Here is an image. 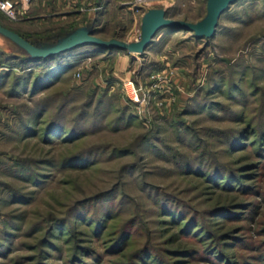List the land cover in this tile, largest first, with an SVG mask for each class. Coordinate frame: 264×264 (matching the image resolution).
<instances>
[{
  "label": "rangeland",
  "instance_id": "374dc122",
  "mask_svg": "<svg viewBox=\"0 0 264 264\" xmlns=\"http://www.w3.org/2000/svg\"><path fill=\"white\" fill-rule=\"evenodd\" d=\"M117 1L104 41H139L153 9L207 13ZM58 12L36 0L0 25L32 38L78 22ZM21 56L0 37V264H264V0L231 6L210 40L167 28L143 55L81 48L35 92L29 75L57 62Z\"/></svg>",
  "mask_w": 264,
  "mask_h": 264
},
{
  "label": "water",
  "instance_id": "95a60500",
  "mask_svg": "<svg viewBox=\"0 0 264 264\" xmlns=\"http://www.w3.org/2000/svg\"><path fill=\"white\" fill-rule=\"evenodd\" d=\"M238 0H207V13L203 20L193 24L174 21L167 17V10L153 9L145 13L141 25L140 40L126 43L119 40L104 41L97 37L94 25L78 28L57 41L42 46H34L24 38L0 26V37L4 38L18 51L32 59H46L82 46H98L119 50L130 54L143 55L151 46L157 33L166 28L192 33L197 39H213L217 33L223 14Z\"/></svg>",
  "mask_w": 264,
  "mask_h": 264
},
{
  "label": "trees",
  "instance_id": "16d2710c",
  "mask_svg": "<svg viewBox=\"0 0 264 264\" xmlns=\"http://www.w3.org/2000/svg\"><path fill=\"white\" fill-rule=\"evenodd\" d=\"M96 1H97L96 4L98 6H101V4L103 3L104 0H96ZM240 1H242V0H238L235 4H237ZM206 4H207V2H206ZM235 4H233V5H235ZM228 11H226V12H228ZM78 16H79V14H72V15H69V17L67 19H71L72 20L74 18L76 20V18ZM167 17L171 18L170 17V11H168V10H167ZM82 19H86V18H82ZM78 22L75 23L72 20V22H69V23L68 22L67 23H59L57 25L54 24L55 26L51 27L50 29L45 30L43 35L39 36V37H32L31 38V37H28V36L20 35L18 33H15V34H17L20 37L24 38L25 40L30 42L32 45L39 47V46H42V45H45V44L53 43V42L57 41L58 39H60L62 37H65L68 33L72 32V31H74V30H76L78 28H81V27H79L80 23H78ZM87 25H89V24H86L85 26H87ZM92 25H94V29L96 30V24L92 23ZM85 26H83V27H85ZM170 29H172V28H170ZM97 34H98V32H97ZM113 40L121 41L120 39H113ZM84 47L95 48L98 51L104 52V53L109 54V55L113 54V53H125V52H121L119 50H111V49H105V48L98 47V46H89L88 45V46L78 47V48H75L73 50L67 51L65 53H61V54H58V55H55V56L48 57L46 59H32V58H29V57H27V56L22 54L23 56H21L19 59H21L24 62V64H30V65H40V64H42V65H45V64H50V63H56L57 62L56 66H55L56 68H53V67H50V66L45 67V71H43L41 73V76L32 77V74L29 75L28 84L30 85V90L32 92H35V91H38V90H41V89H45V88H48V87L52 86L57 81V79L63 74V71H65L67 69V67H69L68 64H62L63 63L62 60L65 59L66 57H68L69 55H71L72 53H75L79 49L84 48ZM28 84H27V86H28Z\"/></svg>",
  "mask_w": 264,
  "mask_h": 264
},
{
  "label": "crops",
  "instance_id": "0c3cea01",
  "mask_svg": "<svg viewBox=\"0 0 264 264\" xmlns=\"http://www.w3.org/2000/svg\"><path fill=\"white\" fill-rule=\"evenodd\" d=\"M94 1L95 3L92 4V0H44L46 5L52 9L53 12H57V10H59V12L54 14V16L60 15V20L67 19L69 15L72 14H79V16L76 18L77 21H80L82 18L88 19V21L84 23L81 22L79 27L94 23L96 24L97 30L109 17L110 13L112 12L115 0H104L101 6L96 4V0ZM34 2H36V0ZM118 3H120V0Z\"/></svg>",
  "mask_w": 264,
  "mask_h": 264
},
{
  "label": "built area",
  "instance_id": "2783aa9c",
  "mask_svg": "<svg viewBox=\"0 0 264 264\" xmlns=\"http://www.w3.org/2000/svg\"><path fill=\"white\" fill-rule=\"evenodd\" d=\"M154 0H135L133 8L136 11L147 10ZM34 0H0V13L10 21H16L21 18L30 8ZM134 102H139L138 90L132 82L125 85Z\"/></svg>",
  "mask_w": 264,
  "mask_h": 264
}]
</instances>
